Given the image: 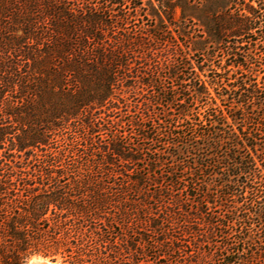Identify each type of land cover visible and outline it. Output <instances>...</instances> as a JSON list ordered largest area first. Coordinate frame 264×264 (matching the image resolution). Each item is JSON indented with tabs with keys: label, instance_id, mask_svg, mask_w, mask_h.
I'll use <instances>...</instances> for the list:
<instances>
[{
	"label": "trees",
	"instance_id": "trees-1",
	"mask_svg": "<svg viewBox=\"0 0 264 264\" xmlns=\"http://www.w3.org/2000/svg\"><path fill=\"white\" fill-rule=\"evenodd\" d=\"M132 1L0 0V264H264V0L159 4L225 108Z\"/></svg>",
	"mask_w": 264,
	"mask_h": 264
},
{
	"label": "rangeland",
	"instance_id": "rangeland-1",
	"mask_svg": "<svg viewBox=\"0 0 264 264\" xmlns=\"http://www.w3.org/2000/svg\"><path fill=\"white\" fill-rule=\"evenodd\" d=\"M196 1H201V0H196ZM163 2H178V0H133L132 1L133 4L134 3L140 4L141 7L139 10L140 11L139 18L134 19L130 23V28L141 29L147 32L146 30L155 29L156 26H159V27H162L163 29L171 30V33H166L163 35L166 36V38H170L172 36L174 37V39L176 40V44H178V48L180 49V50L178 49V52H180V54L183 55L182 56L184 59L183 61L185 62L186 66H190L189 68L195 69L196 73L199 74L202 79L206 80V85L211 95L215 98L216 102L221 105L222 108H225V104H229V103L227 101L226 102L221 101V99L218 97L217 92L219 91V87H216V85L211 83V80L213 76L215 75V73L210 71L209 69L212 68V69H215L217 72L219 71V69H217L218 68L217 66H219L221 63L224 62L227 43L223 42L221 45L217 47H214L215 45L208 47L209 54H214L215 56L211 60L206 59L201 52L196 50L198 47H201L202 45H200V42H199L200 37L199 35H197L196 30H195L196 28H198V26L194 24L195 21L190 20V18L186 21H182V19L180 18L181 10L179 7L175 9V17L171 21L167 20L162 11L164 7H160L159 5L160 3H163ZM151 5L154 6V10L158 12V14L161 16L163 21H161L158 17H153L147 14V12L150 10ZM145 37H146L145 41H148L151 39L150 36L145 35ZM248 37L254 38L252 35H248ZM150 41L153 42L152 39ZM243 44H245V42ZM246 47L248 46L245 45L243 49H246ZM158 48L159 49L157 50V52H158V59H159V58H164L165 56H173L172 52L175 51L176 47L173 45L164 46V45L158 44ZM145 49H142V48L137 49L138 51L135 53V55L141 56L142 53H139V52H146ZM182 57H176V58L181 59ZM171 58L173 59V57ZM231 60H234V58H232ZM144 62H145L144 64H146L147 61H144ZM260 75H262V73H260ZM161 79H162L161 81L165 84L166 87L174 83L176 84V81H173V79L166 77L165 73H163V76ZM140 94L141 93L137 92V94L130 97L129 106H128L129 111L131 110V107L133 106V103H134L133 100L141 99ZM148 94L147 96H149ZM195 107L196 109L194 110V112L195 111L203 112L204 110L203 108L204 106L202 105L195 104ZM165 108L166 107H163L162 105L157 106L155 108L156 114L160 117H163L162 112H163V109ZM170 112H171L172 118L176 120L178 117L176 111L171 109ZM168 121L173 122L170 119ZM117 230L118 229H115V231ZM217 239L220 240L219 235L217 236ZM137 256L138 255H136V257ZM32 260H48L49 262L53 264H61L60 257L57 260H52L49 257H44L39 254H34L30 256V258L26 260L25 264H30Z\"/></svg>",
	"mask_w": 264,
	"mask_h": 264
},
{
	"label": "bare ground",
	"instance_id": "bare-ground-1",
	"mask_svg": "<svg viewBox=\"0 0 264 264\" xmlns=\"http://www.w3.org/2000/svg\"><path fill=\"white\" fill-rule=\"evenodd\" d=\"M36 261L45 262L46 264H53V263L49 262L48 260H32L30 262V264H35Z\"/></svg>",
	"mask_w": 264,
	"mask_h": 264
},
{
	"label": "water",
	"instance_id": "water-1",
	"mask_svg": "<svg viewBox=\"0 0 264 264\" xmlns=\"http://www.w3.org/2000/svg\"><path fill=\"white\" fill-rule=\"evenodd\" d=\"M35 264H46L45 262L36 261Z\"/></svg>",
	"mask_w": 264,
	"mask_h": 264
}]
</instances>
